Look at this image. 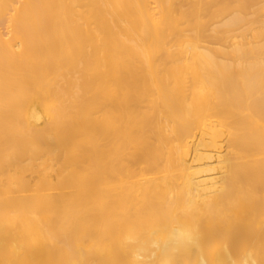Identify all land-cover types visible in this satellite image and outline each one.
I'll return each mask as SVG.
<instances>
[{
  "label": "bare ground",
  "instance_id": "6f19581e",
  "mask_svg": "<svg viewBox=\"0 0 264 264\" xmlns=\"http://www.w3.org/2000/svg\"><path fill=\"white\" fill-rule=\"evenodd\" d=\"M0 264H264V0H0Z\"/></svg>",
  "mask_w": 264,
  "mask_h": 264
}]
</instances>
